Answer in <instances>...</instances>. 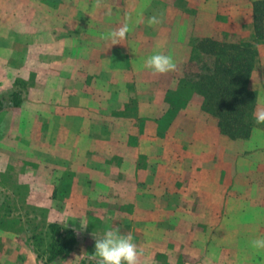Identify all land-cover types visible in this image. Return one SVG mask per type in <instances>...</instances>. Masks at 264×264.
I'll use <instances>...</instances> for the list:
<instances>
[{"label":"crops","instance_id":"obj_1","mask_svg":"<svg viewBox=\"0 0 264 264\" xmlns=\"http://www.w3.org/2000/svg\"><path fill=\"white\" fill-rule=\"evenodd\" d=\"M24 1L17 10L0 6L9 31L26 33L24 78L31 80L21 104L0 110V191L24 189L21 206L74 231L61 264H264L255 248L243 262L240 247L229 254L223 233L202 231L201 224L225 223L223 215L193 210L226 207V193L236 199L242 191L232 180L240 154L226 151L236 141L202 110L199 94L161 128L191 41L224 33L255 42L250 83L258 90L254 112L264 118L258 0ZM12 64L7 75L0 69V97L18 89ZM258 136L244 143L264 144ZM248 156L256 161L264 152ZM247 187L250 206H259V187ZM11 252L14 262L37 261L29 243L0 229V258Z\"/></svg>","mask_w":264,"mask_h":264},{"label":"rangeland","instance_id":"obj_2","mask_svg":"<svg viewBox=\"0 0 264 264\" xmlns=\"http://www.w3.org/2000/svg\"><path fill=\"white\" fill-rule=\"evenodd\" d=\"M26 3L24 0H0V6L3 10H9L10 7L17 10L20 6H25ZM9 12V11H8ZM1 18L3 20H1ZM7 23H9V15L8 13L2 15L0 17V62H1V72L3 75L10 70L11 62L17 61L18 62V78L14 81V87L24 91L26 87L31 83V80H26L24 78V71H26V63L23 62L25 60V47L23 44L26 43V33L24 32H14L9 31ZM6 24V25H5ZM263 34H264V18H263ZM233 37H230L228 34L224 33L221 34L219 37L210 38L213 40L218 41V43H235L232 41ZM200 39L206 38H194L191 41V47L189 50L188 59L185 62L182 70L181 77L179 78L177 88L175 90L169 91L167 93V100L169 103V108L166 113L169 111L171 106L172 100L176 96H178V104L183 103L186 97H189L188 100L191 98L193 94H199L195 91L196 83L202 79V77L209 72V67L212 64V57L208 54H205L201 51L200 48H196L197 41ZM41 40V39H39ZM38 40V41H39ZM257 50V49H256ZM30 65V64H29ZM255 66V63H254ZM253 66V68H254ZM32 66L27 68L30 71ZM252 68V71H253ZM251 71V73H252ZM251 78V75H250ZM9 83V79L6 78L2 81V87ZM249 87L256 91L258 96V90L255 88V84L251 85L249 79ZM191 93L190 96H188ZM200 95V94H199ZM201 96V95H200ZM202 97V96H201ZM203 99V97H202ZM187 100V101H188ZM257 101V98H256ZM174 103V102H173ZM187 103V102H186ZM186 103L182 106H179V109L184 107ZM203 104V101H202ZM256 105V102H255ZM202 108V105H201ZM177 110V112L179 111ZM203 110V108H202ZM204 111V110H203ZM255 111V106H254ZM253 111V115L255 117V122L253 129L250 135L247 138H236L230 140H235L236 144L233 146L227 145V154L236 153L240 154V166L234 170V178L232 179L238 189L242 191L239 192V199L238 197L234 198V191L227 192V203L226 207L223 208H206V209H193L196 215L205 216L209 215V218L213 216H217L219 213L223 215L225 218V223L223 224H201V228L203 232L210 233L209 237H217V232L223 233L225 237V247L227 250L229 249L230 253H232L233 248L240 247L243 250V255H241V259L247 262L249 257V250L254 249L258 252V259L262 260L264 257V158H257L256 161L253 159H249L248 153L250 151H263L264 152V144L258 143L257 141L253 142L251 145L244 143L245 140H249L251 135H259V138H264V118L258 116ZM176 112V114H177ZM206 112V111H204ZM165 113V114H166ZM207 114L211 115L213 118L216 119L217 117L213 114L206 112ZM175 114V115H176ZM173 116V118L175 117ZM163 118V117H162ZM161 118V119H162ZM172 118V119H173ZM218 126V125H217ZM162 131H164V126L161 127ZM219 129V127H218ZM220 131V129H219ZM222 134V133H221ZM241 143V144H240ZM240 144V145H239ZM238 162V160H237ZM257 163V166L254 163ZM252 163V165L250 164ZM251 165V166H250ZM253 185L259 187V206L251 207L249 204L250 198L252 193L249 191H244V187L249 190L248 185ZM16 187V186H15ZM245 189V190H246ZM257 194V193H256ZM3 197H1V203L6 204L7 207L0 209V218L7 221L6 224L0 227L1 230H10L12 232L17 233L20 237H22V241L24 244L29 243L35 251V255L37 256V261L34 264H44L46 257L51 253V245H50V238H49V230L47 228V221L45 219V213L43 210L39 209H29L27 207H23L20 204L22 203L23 199L25 198V191L22 188L16 189L14 192H3ZM232 197V198H231ZM183 212L185 210L190 209H182ZM182 215H185L184 213ZM13 221L9 223L8 221ZM178 229L185 230V223L184 221L178 224ZM64 229L63 231H65ZM256 232L258 235V239H250L249 235L252 233V236H256ZM242 238L239 240L238 238ZM214 243L217 244V240L213 239ZM221 242V240L219 241ZM241 244V246H240ZM247 251V252H246ZM66 258V257H65ZM63 258V259H65ZM15 255L13 253H9L7 256L4 257V260L0 258V264H23L20 258L14 262ZM63 259H56L49 264H61V260ZM246 259V260H245ZM101 264V262H98ZM73 264V263H69ZM104 264V263H103ZM244 264V263H243Z\"/></svg>","mask_w":264,"mask_h":264},{"label":"trees","instance_id":"obj_3","mask_svg":"<svg viewBox=\"0 0 264 264\" xmlns=\"http://www.w3.org/2000/svg\"><path fill=\"white\" fill-rule=\"evenodd\" d=\"M255 38L261 40L263 34L264 0L254 3ZM196 48L212 57L209 72L196 83L195 91L203 97L204 111L217 117V125L222 134L231 139L247 138L254 126L253 115L257 98L255 90L249 87V79L256 61L257 50L255 42L240 41L235 43H218L206 38L197 41ZM191 93L188 95L190 96ZM178 96L172 100L171 108L161 119L166 126L176 114L179 106ZM23 100V91L16 89L0 97V110L18 106ZM3 193L0 191V209L7 205L1 203ZM12 223L13 221H8ZM7 221L0 218V227ZM51 245V253L46 257L44 264L56 259L67 257L76 244V235L72 230L63 231L56 223H47ZM79 264H99L98 261L87 259Z\"/></svg>","mask_w":264,"mask_h":264}]
</instances>
